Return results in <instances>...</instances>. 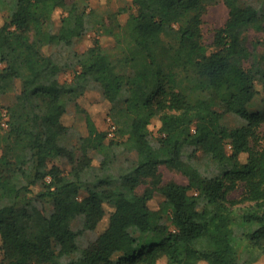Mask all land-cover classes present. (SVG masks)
Returning a JSON list of instances; mask_svg holds the SVG:
<instances>
[{"label": "trees", "instance_id": "obj_1", "mask_svg": "<svg viewBox=\"0 0 264 264\" xmlns=\"http://www.w3.org/2000/svg\"><path fill=\"white\" fill-rule=\"evenodd\" d=\"M130 1L122 21L124 7L0 0V264H248L244 242L264 255V114L248 107L264 93V39L250 37L264 31V0H223L229 15L211 43L203 16L218 0ZM91 30L93 44L72 49ZM46 45L69 52L47 55ZM68 68L75 74L62 80ZM94 84L113 136L80 102ZM71 103L88 127L75 144ZM56 158L71 169L50 165ZM163 165L188 184L165 182ZM157 192L165 199L154 209ZM88 232L97 235L83 245Z\"/></svg>", "mask_w": 264, "mask_h": 264}, {"label": "rangeland", "instance_id": "obj_2", "mask_svg": "<svg viewBox=\"0 0 264 264\" xmlns=\"http://www.w3.org/2000/svg\"><path fill=\"white\" fill-rule=\"evenodd\" d=\"M73 1V0H70ZM81 1L82 3L88 4V7L91 9L98 10L104 14H108L110 12L117 11L120 7L127 8L128 11L121 13L120 18L122 21H125L129 15V12L134 11L135 7L133 6L130 0H75ZM255 0H240L241 4H245L247 2H254ZM61 14L58 13L55 16L54 28L57 29L61 25ZM229 15V8L223 0H218L215 3H212L208 6L204 16H203V32L205 35V40L207 43H211L214 39V34L216 28L222 26ZM4 21V16H0V24ZM96 36V32L93 30L87 32L83 37L78 38L74 41L72 49L76 51H84L86 48L93 44V39ZM250 37L253 39L261 38L264 39V31L256 32L252 30L250 32ZM103 44L106 47H112L114 41L109 37H102ZM43 52L47 55H67L69 50L62 46H54V45H46L43 48ZM75 74V69L68 68L61 73L62 80H70L73 78ZM19 88L15 91H11L7 94H4L1 99L3 105L9 106L13 104L16 100L17 92ZM82 106L91 114L96 126L100 130H110L113 125V120L110 115V105L105 101L103 89L97 85H92L84 94V96L80 100ZM250 111H258L264 114V93H258L252 102L249 104ZM64 121L66 124L70 125L72 128V134L69 137V143L75 144L78 142V137L80 135L88 134V127L86 122V113L79 111L75 105V103H71L68 107L67 115L64 117ZM241 118L239 116L231 115L228 118V123L231 126H236L241 124ZM160 126V121L158 118L154 119L153 130L157 133L158 128ZM227 150L231 151V145L227 146ZM1 152V150H0ZM134 153L124 154L121 156V160L125 157H134ZM98 159V157H96ZM57 164L59 165L65 172H68L72 164L66 158H56L50 161V165ZM161 172L163 174V179L165 182L170 180H176L178 182L188 184V178L181 172L171 169L167 166H161ZM143 187L141 188V190ZM241 193V188L235 190L231 196L239 197ZM86 192H81V197H84ZM165 196L160 192H157L154 198L150 201V205L154 209H158L161 206V203L164 201ZM111 206H108L110 208ZM48 210L52 209V205L47 206ZM110 210H108V214ZM165 221L170 224L169 214L165 215ZM78 220L74 221V227H78ZM137 234V233H136ZM97 233L88 232L82 240V244H87L90 240H93L96 237ZM237 235L242 236V229H237ZM240 250L242 252V257L244 259H248V264H264V255L259 254L254 248L249 246L247 242H244L240 245ZM115 258L118 255L114 256ZM161 264H167V258L164 257L161 259Z\"/></svg>", "mask_w": 264, "mask_h": 264}, {"label": "built area", "instance_id": "obj_3", "mask_svg": "<svg viewBox=\"0 0 264 264\" xmlns=\"http://www.w3.org/2000/svg\"><path fill=\"white\" fill-rule=\"evenodd\" d=\"M7 119H8V116H7L6 113H4V123H3L4 126H8ZM115 128H116L115 125H112V127H111V129L109 131V135L110 136H113L114 135V129Z\"/></svg>", "mask_w": 264, "mask_h": 264}]
</instances>
